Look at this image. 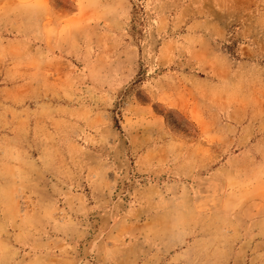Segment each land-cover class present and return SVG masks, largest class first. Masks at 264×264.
Here are the masks:
<instances>
[{
  "label": "rangeland",
  "instance_id": "374dc122",
  "mask_svg": "<svg viewBox=\"0 0 264 264\" xmlns=\"http://www.w3.org/2000/svg\"><path fill=\"white\" fill-rule=\"evenodd\" d=\"M0 264H264V0H0Z\"/></svg>",
  "mask_w": 264,
  "mask_h": 264
}]
</instances>
